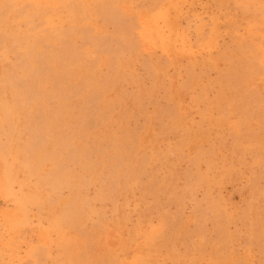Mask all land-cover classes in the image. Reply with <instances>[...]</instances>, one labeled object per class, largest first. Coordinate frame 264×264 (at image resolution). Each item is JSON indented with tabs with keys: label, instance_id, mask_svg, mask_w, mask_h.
Segmentation results:
<instances>
[{
	"label": "rangeland",
	"instance_id": "obj_1",
	"mask_svg": "<svg viewBox=\"0 0 264 264\" xmlns=\"http://www.w3.org/2000/svg\"><path fill=\"white\" fill-rule=\"evenodd\" d=\"M0 48V264H264V0H0Z\"/></svg>",
	"mask_w": 264,
	"mask_h": 264
},
{
	"label": "bare ground",
	"instance_id": "obj_2",
	"mask_svg": "<svg viewBox=\"0 0 264 264\" xmlns=\"http://www.w3.org/2000/svg\"><path fill=\"white\" fill-rule=\"evenodd\" d=\"M34 40H35V39H34ZM31 41H32V40H31ZM23 42H24V41H23ZM34 42H35V41H34ZM16 43H17V41H16ZM36 43H38V42H36ZM3 47H6V46H3ZM56 47H57V46H56ZM59 47H60V46H59ZM12 48H13V47H12ZM34 48H35V46H34ZM57 48H58V47H57ZM0 49H1V48H0ZM31 50H32V49H31ZM58 50H59V49H58ZM60 50H61V48H60ZM0 51H1V50H0ZM6 51H7V50H6ZM32 51H33V50H32ZM36 51H37V50H36ZM53 51H54V50H53ZM53 51H52V52H53ZM10 52H11V51H10ZM50 52H51V50H50ZM58 52H60V51H58ZM11 53H12V52H11ZM29 53H30V52H29ZM39 53H40V52H39ZM39 53H38V54H39ZM42 53H43V52H42ZM53 53H54V52H53ZM56 53H57V52H56ZM56 53H55V55H56ZM18 54H19V53H18ZM46 54H47V53H46ZM22 55H23V54H22ZM53 55H54V54H53ZM55 55H54L53 57H55ZM6 56H7V55H6ZM27 56H30V55L28 54ZM35 56H37V55H35ZM58 56H59V54H58ZM60 56H61V54H60ZM60 56H59V57H60ZM12 57H13V56H12ZM53 57H51V58H53ZM56 57H57V56H56ZM6 58H7V57H6ZM17 58H19V57L17 56ZM49 58H50V57H49ZM27 59H28V58H27ZM27 59L25 58L26 62H27ZM3 60H4V59H3ZM33 60H34V59H33ZM4 61H6V59H5ZM17 61H18V60H17ZM19 61H20V60H19ZM31 61H32V60H31ZM31 61H30V62H31ZM50 61H51V60H50ZM1 62H2V61H1ZM35 62H36V61H35ZM11 63H12V62H11ZM11 63H10V64H11ZM10 64H9V65H10ZM12 64H13V63H12ZM27 65H28V63H27ZM11 66H12V65H11ZM13 66H14V65H13ZM15 66H16V65H15ZM30 67H31V66H30ZM14 68H15V67H14ZM17 68H18V67H17ZM24 70H26V69H24ZM5 71H7V70H5ZM5 71H4V72H5ZM14 71H15V70H14ZM22 72H23V70H22ZM25 72H26V71H25ZM27 72H28V71H27ZM13 73H14V72H13ZM13 73H12V74H13ZM50 73H51V72H50ZM5 74H6V73H5ZM8 74H9V73H8ZM9 75H10V74H9ZM25 75H26V73H25ZM30 75H31V73H30ZM49 75H50V74H49ZM53 75H54V74H53ZM43 76H44V75H43ZM5 77H6V76H5ZM23 77H24V75H23ZM45 77H46V79L49 78V77H47V76H45ZM53 77H54V76H53ZM53 77H51V75H50V78H53ZM18 79H19V78H18ZM56 80H57V79H56ZM33 81H34V80H33ZM53 81H54V80H53ZM25 82H26V81H25ZM25 82H24V83H25ZM45 82H46V81H45ZM17 83H18V81H13L12 84L14 85V87H15V85H16V86H20V84H17ZM20 83H21V82H20ZM57 83H58V85H60L59 82H57ZM32 84H33V83H32ZM7 85H8V84H7ZM8 86H9V85H8ZM25 86H28V84H26ZM55 87H57V86H56V83H55ZM24 88H25V87H24ZM11 89H12V88H11ZM25 89H26V88H25ZM31 89H32V88H31ZM56 89H57V88H56ZM21 90H22L23 93H25L26 96L30 95V94L27 93L24 89H21ZM22 92H20V93H21L20 95H22ZM37 92H38V90H37ZM20 95H19V96H20ZM13 96H14V95H13ZM13 96H12V97H13ZM19 96H18V97H19ZM26 96H22V97H23V98H24V97L26 98ZM16 97H17V96H16ZM35 97H36V96H35ZM12 99H13V98H12ZM16 99H17V98H16ZM15 101H16V100H15ZM15 101H14V102H15ZM16 102H17V101H16ZM3 108L5 109L6 106H3ZM5 111H6V110H5ZM2 114H3V113H2ZM4 114H5V113H4ZM3 118H4V115H3ZM3 118H2V120H3ZM6 118H7V117H5L4 119H6ZM3 121H4V120H3ZM1 124H2V122H1V119H0V126H1ZM1 127H2V126H1ZM1 142H2V141H1ZM2 146H5V145L2 144L1 147H2ZM4 152H5V148H3V147L0 148V157H1V158H2L1 154L4 153ZM6 155H7V154H6ZM4 156H5V155H4ZM3 159H4V158H3ZM2 162H3V160H2ZM5 162H6V161H5ZM6 163H7V162H6ZM4 165H5V163H4ZM59 165H60V164H59ZM59 165H58V166H59ZM54 166H55V165H54ZM59 167H60V166H59ZM4 168H5V167H4ZM10 168H11V167H10ZM57 168H58V167H57ZM57 168H56V169H57ZM58 169H60V168H58ZM11 171H13V170H11ZM56 171H57V170H56ZM60 171H61V170H60ZM5 174H7V173H5ZM9 176H10V175H9ZM57 177H58V176H56V174H55L54 172H53V173L51 174V176H50L49 185L51 186V189H52V190L54 189V186L57 184V182H56ZM5 179H6V178H5ZM7 179H8V177H7ZM5 182H6V180H5ZM5 182H4V184H6ZM9 183H10V182H9ZM49 185H48V186H49ZM5 189H6V188H5ZM247 189H248V188H247ZM3 191H4V190H3ZM7 191H8V190H7ZM10 193H11V192H10ZM31 193H32V192H31ZM11 194H12V193H11ZM6 195H8V194H6ZM25 197H26V196H25ZM24 204H25V203H24ZM111 245H112V244H111ZM115 245H116V244H115ZM30 255H31V254H30ZM32 256L35 257V255H32Z\"/></svg>",
	"mask_w": 264,
	"mask_h": 264
}]
</instances>
